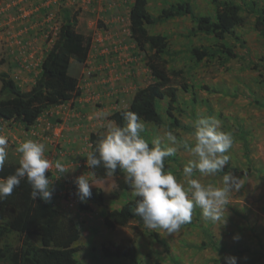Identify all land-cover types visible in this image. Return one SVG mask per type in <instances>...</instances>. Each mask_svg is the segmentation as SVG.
<instances>
[{
  "label": "rangeland",
  "instance_id": "rangeland-1",
  "mask_svg": "<svg viewBox=\"0 0 264 264\" xmlns=\"http://www.w3.org/2000/svg\"><path fill=\"white\" fill-rule=\"evenodd\" d=\"M46 1L33 0L15 6V10L13 5L6 7V2H0V57L5 59L0 71L8 72L22 89H28L40 74L41 61L61 21L60 10L66 6L78 12L76 29L89 41L86 62L74 60L68 68L78 78L80 94L46 110L28 129L15 121H3L0 134L9 140L6 161L20 160L19 144L31 139L45 144V156L53 163L62 160L66 166H74V170L53 181L51 203L79 226L80 248L76 258L83 264H131L126 257L105 256L102 246L112 242L128 246L133 241L141 264H225V259L215 250L208 246L200 250L196 247L206 241L205 234L209 232L228 256L237 258V264H264V36L258 35L254 28V14L243 12L244 25L236 27L235 32L245 39L249 55L259 62L256 68L247 65L244 59H231L225 65H219L216 60L196 61L190 49L214 45L216 39L204 33L191 34L193 22L187 15L147 25L149 33L166 36L168 49L162 56L168 67L180 68L190 84L187 91L177 86L173 116L167 112V97L157 101L165 122L177 118L193 128L201 115L217 118L222 130L234 137L227 153L231 166L256 170L245 177L232 173L244 185L226 206V225L206 221L200 209L195 208L192 222L179 232L155 231L167 244L166 251L149 235L154 230L145 228L143 221L138 223L132 218L127 225L106 227L103 211L119 207L135 196L132 189H116L114 176L95 180L86 165L85 156L91 149L90 132H107L113 124L110 115L103 114L127 106L135 90L152 79L146 52L130 36L129 10L133 0H66L54 2L55 7L48 6ZM189 1L196 14L214 13L210 0ZM255 1V5H261V0ZM176 2L148 0L147 9L156 15L162 7ZM22 9L30 20H21ZM8 16L15 19L8 23ZM46 16L49 17L39 23V18ZM221 41L233 42L228 38ZM143 122L145 131L141 135L146 140L151 142L154 137L164 136L165 126ZM170 130L178 140L194 142V128L193 131L173 127ZM171 157L175 159L165 160L164 170L184 182L182 170L190 154L181 149ZM50 171V177L54 178L55 169ZM82 174L89 178L92 187H100L104 194L102 203L87 202L88 210L80 209L82 202L76 195L75 178ZM222 175L204 177L201 182L219 185ZM17 239L14 233L8 235V240L16 242ZM32 239L38 243L36 237Z\"/></svg>",
  "mask_w": 264,
  "mask_h": 264
},
{
  "label": "trees",
  "instance_id": "trees-1",
  "mask_svg": "<svg viewBox=\"0 0 264 264\" xmlns=\"http://www.w3.org/2000/svg\"><path fill=\"white\" fill-rule=\"evenodd\" d=\"M210 1L215 8L213 14H196L189 0H178L162 7L158 14L153 15L147 9L148 0H133L129 10L130 36L135 44L146 52L148 62L146 64L152 79L135 90L127 106L115 109L110 114L112 126H124L126 122L123 114L133 111L143 121L157 126L163 125L167 130L173 127L193 131L192 126L181 123L177 118H173L169 123L165 122L158 111L157 101L167 97V112L173 116L177 86L187 91L190 84L180 68L168 67V62L163 58L162 55L167 53L168 49L166 36L149 33L147 25L187 15L193 22L191 34L204 33L216 39L214 45L193 46L190 49L196 61L216 60L219 65H225L231 59H244L247 60V65L258 67L259 62L249 55L245 39L235 32V28L244 25L243 12L252 13L255 16L254 28L257 34L264 36V0H261L260 6L255 5V0ZM60 11L61 21L55 38L46 51L44 60L41 61L40 74L31 86L24 90L8 72L0 71V124L3 121H15L28 129L46 110L80 94L78 78L72 76L68 68L72 60L86 62L89 41L76 29L78 12L66 6ZM225 38L232 39L233 42L226 44L221 41ZM4 61L5 59L0 57V64ZM105 134L106 132L100 131L90 132V151L95 150ZM151 146L149 142V147ZM171 158L175 159L168 157L166 160ZM17 167L19 160L6 161L3 171H0V179L14 174ZM88 169L94 173L92 175L95 180L108 176L103 166ZM227 171L245 177L256 170L253 171L251 167L237 168L229 163L224 169V172ZM46 175L51 176V171L49 170ZM114 177L116 189H131L120 169H117ZM91 190L92 196L79 204L80 209L88 210L89 201L103 202L102 189L94 186ZM31 191V185L25 177L21 179L20 185L14 189L11 196L0 200V264H83L75 255L80 248L78 240L81 235L76 221L51 202L45 203L39 197L33 200ZM138 199L139 197H133L119 207L104 210L106 227L114 229L116 226L127 225L132 218L141 223V218L131 210ZM12 233L18 237L16 242L8 240V235ZM149 235L167 251V244L159 238L157 232H150ZM205 235L206 241L196 246L199 250L208 246L223 258L229 255L213 240L209 232ZM32 237H36L38 243H35ZM102 250L105 256L126 257L131 264H141L133 241L128 246L112 242L110 245H103Z\"/></svg>",
  "mask_w": 264,
  "mask_h": 264
},
{
  "label": "clouds",
  "instance_id": "clouds-1",
  "mask_svg": "<svg viewBox=\"0 0 264 264\" xmlns=\"http://www.w3.org/2000/svg\"><path fill=\"white\" fill-rule=\"evenodd\" d=\"M123 118L124 126L110 127L95 150L86 154V165L91 169L103 166L108 176H114L117 169L124 173L133 195L139 197L131 210L141 218L145 228L175 234L191 223L195 208L200 209L206 221L226 225V206L244 183L230 171L224 172L230 161L227 153L233 146L234 137L231 132L222 130L221 121L201 115L193 124L192 144L178 140L172 130L166 129L164 136L154 137L149 147L148 140L141 135L145 131L141 117L127 111ZM8 146V137L0 134V171L8 158ZM181 149L191 156L182 170L184 182L178 181L171 171L164 170L166 158ZM45 150L44 143L31 139L19 144V167L14 174L0 180V200L11 196L21 179L26 177L31 185L32 199L39 197L45 203L51 202L53 181L74 170V166L68 167L62 160L53 163L45 156ZM52 168L56 171L54 178L46 175ZM220 173L223 175L219 185L201 182L204 177H215ZM75 184L81 202L92 196L93 184L84 174L75 178ZM224 259L225 264H237L235 256Z\"/></svg>",
  "mask_w": 264,
  "mask_h": 264
},
{
  "label": "crops",
  "instance_id": "crops-1",
  "mask_svg": "<svg viewBox=\"0 0 264 264\" xmlns=\"http://www.w3.org/2000/svg\"><path fill=\"white\" fill-rule=\"evenodd\" d=\"M1 1L6 2V7H8L9 5H13V10H15V9H14L15 6H16V8H17L19 5L30 3V2H32L33 0H0V2H1ZM63 1H66V0H60V1H58V0H47L45 3H46L48 6H49V5H52V6L55 7L54 2L57 3V2H63ZM15 3H17V4H15ZM2 9H3V8H1V10H2ZM21 11L23 12V13L21 14V15H22V19H21V20H30V17L26 14V11H25L24 9H22ZM24 15H27L26 18L23 17ZM48 17H49V16H46L45 18H39V19H41V20L39 21V23H41L43 19H46V18H48ZM14 19H15L14 16H8V17H7V22L10 23V22H12ZM7 22H5V23H7ZM35 23H36V22H35ZM43 60H44V59H43ZM72 61H74V60H72ZM72 61L70 62L69 67H70ZM131 98H132V97H131ZM130 100H131V99H130ZM209 248H210V247H209Z\"/></svg>",
  "mask_w": 264,
  "mask_h": 264
}]
</instances>
